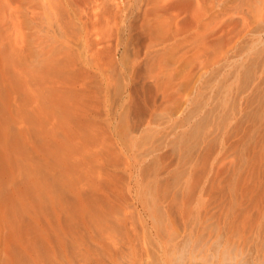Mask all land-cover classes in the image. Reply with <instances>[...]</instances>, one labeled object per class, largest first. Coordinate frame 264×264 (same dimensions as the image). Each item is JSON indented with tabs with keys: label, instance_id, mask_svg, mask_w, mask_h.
<instances>
[{
	"label": "rangeland",
	"instance_id": "1",
	"mask_svg": "<svg viewBox=\"0 0 264 264\" xmlns=\"http://www.w3.org/2000/svg\"><path fill=\"white\" fill-rule=\"evenodd\" d=\"M170 1L0 0V211L68 217L69 264L116 221L151 264H264V0Z\"/></svg>",
	"mask_w": 264,
	"mask_h": 264
},
{
	"label": "bare ground",
	"instance_id": "2",
	"mask_svg": "<svg viewBox=\"0 0 264 264\" xmlns=\"http://www.w3.org/2000/svg\"><path fill=\"white\" fill-rule=\"evenodd\" d=\"M1 0V3H3ZM19 1V0H18ZM180 0H171L170 1V5L172 3H176ZM0 3V5H1ZM8 3V2H7ZM6 4V3H5ZM3 6V5H2ZM7 6V5H5ZM4 9V7H3ZM1 15V14H0ZM3 17V15H2ZM9 17V16H8ZM8 19V18H7ZM2 19H0L1 21ZM11 20V19H10ZM5 21V20H4ZM70 30V29H69ZM8 49H6L5 45H1L0 47V59L2 58L5 62L3 68L0 66V84L2 85L3 83L8 84L7 81H10V84L8 86H10L12 83V87H16L15 84L17 82L16 79L12 81L11 78L12 77V73L10 71L9 68V62L11 61V54H9L10 52H7ZM14 54V53H13ZM16 56V55H15ZM67 60V59H66ZM56 64V63H55ZM61 66V65H60ZM57 67V66H56ZM71 67V66H70ZM64 69V67H62ZM57 69V68H56ZM61 70V69H60ZM40 71V70H39ZM64 72L65 69L63 70ZM73 71V70H72ZM79 71V70H78ZM48 72V71H47ZM68 72V71H67ZM71 72V71H70ZM42 73V72H41ZM69 73V72H68ZM84 73V72H83ZM54 74V73H53ZM56 74H58L57 76H55ZM56 74H54L55 79H57V77H59L61 79H64V77L61 76H65V81H67L66 79L69 77L71 79V75L69 74V76L64 75L63 73L61 74V72H57ZM2 76V77H1ZM53 76V77H54ZM73 76V75H72ZM82 76V75H81ZM85 77V76H84ZM68 79V83L69 80ZM16 80V82H15ZM58 81V79L56 80V82ZM63 81V80H62ZM64 81V83H65ZM2 82V83H1ZM78 82V81H77ZM20 82H17V84ZM61 83V82H60ZM0 85V88H1ZM4 85V84H3ZM62 85V84H61ZM64 85V84H63ZM6 86V85H5ZM6 86V87H8ZM3 87V86H2ZM9 88V87H8ZM16 88H19L18 86ZM15 88V89H16ZM21 88V87H20ZM14 90V89H12ZM61 90V89H60ZM8 91V90H7ZM1 92V91H0ZM12 92V91H11ZM10 93V92H9ZM12 94V93H11ZM53 94V93H52ZM56 95H53V97ZM2 97V96H1ZM0 97V98H1ZM5 97V96H4ZM10 97V96H9ZM8 97V98H9ZM51 97V98H53ZM7 98V100H8ZM12 98V96H11ZM49 98V96H48ZM60 98V97H57ZM15 101V100H14ZM44 101V100H43ZM52 101V100H51ZM9 103V101H8ZM45 103V102H44ZM2 107V106H1ZM61 107V106H60ZM23 109V108H22ZM6 111V110H5ZM4 111V112H5ZM9 111V110H8ZM18 111V110H17ZM3 112V113H4ZM21 112V111H20ZM2 113V112H1ZM2 113V114H3ZM6 113V112H5ZM4 113V114H5ZM12 113V111H11ZM10 113V115H11ZM64 113V112H63ZM7 114V113H6ZM15 114V113H14ZM13 114V115H14ZM22 114V113H21ZM1 116V115H0ZM9 116V114L7 115ZM18 116V115H17ZM7 118V117H6ZM60 119V116H59ZM7 120V119H6ZM5 120V121H6ZM62 121V120H61ZM70 121V120H69ZM42 125V124H41ZM3 130H1L2 133ZM14 133V132H13ZM56 133V132H55ZM46 134V133H45ZM57 134V133H56ZM5 135V134H4ZM40 136V135H39ZM47 136V135H46ZM56 136V135H55ZM2 137V136H1ZM0 137V138H1ZM11 137V136H10ZM18 138V137H17ZM43 138V137H42ZM41 138V139H42ZM3 139V138H2ZM44 139V138H43ZM42 139V140H43ZM43 142V141H42ZM46 143H48L46 140L44 141ZM39 143V142H38ZM40 144V143H39ZM42 145V144H41ZM46 145V144H45ZM7 146V145H6ZM43 146V145H42ZM5 149V147H2V149ZM43 148V147H42ZM46 148V147H44ZM43 148V149H44ZM1 149V150H2ZM7 149V148H6ZM50 149V147H49ZM50 150H53L52 148ZM4 151V150H3ZM44 151V150H43ZM42 151V152H43ZM6 152V151H5ZM11 152V151H10ZM52 151H48L49 153V157L51 155ZM57 152V151H56ZM100 152V151H99ZM63 153V152H62ZM98 153V152H97ZM5 154L6 153H3ZM10 154V153H9ZM57 154V153H56ZM1 155V154H0ZM44 156V154H42ZM46 155V154H45ZM3 157V161H5V157L2 155ZM45 157V156H44ZM48 157V155L46 156ZM48 157V158H49ZM46 158V159H48ZM51 158V157H50ZM58 158V157H57ZM113 158V157H112ZM1 159V158H0ZM42 159V158H41ZM44 160V158H43ZM42 160V161H43ZM115 160V159H114ZM1 161V160H0ZM9 161V160H8ZM47 161V160H46ZM63 161V160H62ZM49 162V161H48ZM70 161L68 160V164ZM41 163V162H40ZM59 163V162H58ZM57 163V164H58ZM67 163V162H66ZM65 163V164H66ZM9 164V163H7ZM46 164V163H45ZM61 164V162L59 163ZM66 164V165H68ZM2 163L1 167H2V171L5 170L4 168L6 167L5 165ZM41 165V164H40ZM51 166V165H49ZM48 166V167H49ZM71 166V165H70ZM4 167V168H3ZM46 167V169L48 168ZM63 167V166H62ZM66 167V166H64ZM69 166H67L66 168H68ZM61 168V167H59ZM65 168V169H66ZM62 170L64 168H61ZM64 169L63 172L59 171V173L63 174V178H64V172H66ZM72 170L71 167H69L68 170ZM1 170V168H0ZM67 170V171H68ZM7 171V170H5ZM37 171V170H35ZM44 171V170H43ZM47 171V170H46ZM45 171L46 174H48L50 171L48 170L47 172ZM53 171V169L51 168V172ZM4 172V171H3ZM49 173L51 175L48 174V176H53V174L58 173V170L56 171V173ZM0 173H2L0 171ZM36 172L34 174L37 175ZM67 174H70V171L66 172ZM41 174V173H39ZM46 174L44 176H46ZM66 174V175H67ZM1 175V174H0ZM6 175V174H5ZM7 176V175H6ZM5 176V177H6ZM47 176V177H48ZM30 177V176H29ZM47 177H42L43 181L46 180L47 182L49 181V179L52 181L51 178H47ZM58 177V176H57ZM45 178V179H44ZM59 178V177H58ZM56 178V179H58ZM38 179V177H37ZM55 179V177H54ZM53 179V180H54ZM31 180V179H30ZM41 181V180H40ZM7 182V181H5ZM32 182V181H31ZM39 182V181H38ZM54 181H52L53 183ZM28 183V182H27ZM42 183V182H41ZM2 184V182H1ZM50 181L48 184L43 185L44 187H46V185H49ZM20 185V184H19ZM29 185V184H26ZM59 185V184H58ZM245 185V184H244ZM1 186V185H0ZM14 186V185H13ZM17 186V185H16ZM15 186V187H16ZM30 186V185H29ZM41 186V184H38V187ZM42 186V187H43ZM37 188V187H36ZM47 188V187H46ZM53 185L51 187V189L49 188V190H54L52 189ZM8 189V188H7ZM14 189V188H13ZM3 189L0 188V192H4L5 190L1 191ZM28 190V189H27ZM26 190V191H27ZM55 190H56V186H55ZM55 190L50 192L51 194L54 193L55 196ZM25 191V190H24ZM44 191V190H43ZM47 189L45 191V193L42 194H46L47 195ZM6 192V191H5ZM4 192V193H5ZM39 192V190L37 191ZM35 192V193H37ZM29 193V191H28ZM1 194V193H0ZM6 194V193H5ZM10 194V193H9ZM7 195V194H6ZM38 194H36L37 196ZM43 195V196H46ZM4 196V195H3ZM28 196V195H27ZM26 196V197H27ZM41 195L40 200L43 202L42 199H44ZM49 195H47L46 197H48ZM5 197V196H4ZM3 197V198H4ZM35 197V196H34ZM39 197V195L37 196ZM53 197V196H51ZM186 197V196H185ZM7 200V198H5ZM12 199V198H11ZM48 199V198H47ZM55 199V197H54ZM52 200L53 202H55V200ZM2 200V199H1ZM50 200L51 198L49 197V200H46V202H48V204H50ZM261 200V199H260ZM3 201V200H2ZM8 201V200H7ZM17 202L16 200H11L9 202V204L12 206L11 209H5L7 207H5L7 205L4 204L5 202H3L4 206V210L0 211V264H54V262L57 261H61L62 264H69L70 260H69V235H70V225H69V219H67L68 217H64L62 216V214L58 213L59 211L54 212L52 214L49 213H44L42 212L43 210H41L40 212V208L38 209V213L37 210H35L34 212H27V211H17L18 209L16 208V204L15 202ZM33 201V200H32ZM19 202V201H18ZM38 202V201H37ZM21 203V202H20ZM45 203V201H44ZM44 203H40L38 205H36L37 207H41V205H44ZM29 204V203H28ZM47 204V205H48ZM2 205V203H1ZM46 205V203H45ZM33 207V206H32ZM35 207V208H37ZM49 207V206H48ZM55 207V206H54ZM57 207V206H56ZM55 207V209H56ZM1 209V208H0ZM17 209V210H16ZM42 209V208H41ZM58 209V208H57ZM186 209V208H185ZM29 211V209H27ZM45 211V210H44ZM245 211V210H244ZM241 212V211H240ZM183 213V212H182ZM242 213V212H241ZM247 214V213H246ZM249 215V214H248ZM193 217V216H192ZM120 220V219H118ZM119 224V227L121 228V230L123 231L122 233H119V235H122V237H124V240L120 239L118 240L115 236L112 235V233L110 234L109 231L105 228V229H100V231L94 232L93 230H89L88 232V237H86L85 240V260H86V264H151V260H152V254L151 256H149V244L144 243V241L141 239V237L139 235L134 234V232L132 231L131 233L129 231H125L124 226L119 223L118 221H116ZM186 222V221H185ZM110 224V219L109 217H104L103 219V225H109ZM186 224H188L186 222ZM185 224V225H186ZM237 224V223H236ZM116 226H118L117 224H115ZM112 226V225H111ZM190 226V224H189ZM230 226V225H229ZM113 229V227H111ZM233 228V227H232ZM114 230V229H113ZM231 230V229H230ZM159 231H156V237L158 239L157 245L155 247H157V250L162 253L161 256H168L169 252L170 253H175V250L180 248V246L182 245V242L179 240V238L181 239V237L177 236L176 234H174V236H176L175 238H171L173 236V234H171L172 236H170L169 241H164V238L161 237ZM190 235L191 234H187ZM184 235V236H187ZM183 237V236H182ZM185 238V237H184ZM182 238L184 241L186 240V238L184 239ZM188 239V238H187ZM182 240V241H183ZM180 241V242H179ZM183 241V242H184ZM203 241V239H202ZM208 243V242H207ZM217 243V242H216ZM185 244V243H184ZM183 244V245H184ZM189 244V243H188ZM204 245V244H203ZM214 245V244H213ZM209 246V245H208ZM179 247V248H178ZM195 247V246H194ZM207 247V246H206ZM217 247V246H216ZM219 247V246H218ZM184 248V247H183ZM205 249V248H204ZM155 251V250H154ZM151 251V252H154ZM180 251V249H179ZM183 252V250H181ZM188 251H185V253ZM202 252V251H201ZM212 252V251H211ZM156 253V251H155ZM180 253V252H179ZM190 253V252H189ZM183 254V253H182ZM175 255V254H174ZM181 255V254H180ZM180 255L178 257H180ZM186 255V254H185ZM172 256V254H171ZM170 256V257H171ZM184 256V255H181ZM193 256V255H192ZM151 257V259H150ZM156 257V256H155ZM169 257V256H168ZM167 257V258H168ZM175 256H173L174 258ZM188 257V256H187ZM227 257V256H226ZM231 257V256H230ZM165 258H163L162 262L164 261L165 264H167V262L165 261ZM186 258V257H185ZM184 258V259H185ZM193 258V257H192ZM150 259V260H149ZM187 259V258H186ZM160 260V257H159ZM176 263L174 264H182V258L179 260V258L177 259V257L175 258ZM174 260V261H175ZM180 261V262H179ZM184 261V260H183ZM57 264V262H56ZM59 264V263H58ZM61 264V263H60ZM170 264V262L168 263Z\"/></svg>",
	"mask_w": 264,
	"mask_h": 264
}]
</instances>
